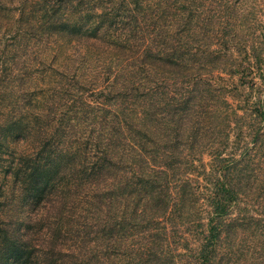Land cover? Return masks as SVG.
<instances>
[{"label": "trees", "instance_id": "trees-1", "mask_svg": "<svg viewBox=\"0 0 264 264\" xmlns=\"http://www.w3.org/2000/svg\"><path fill=\"white\" fill-rule=\"evenodd\" d=\"M26 13L0 30V264H264L232 236L264 195V23L229 0Z\"/></svg>", "mask_w": 264, "mask_h": 264}, {"label": "rangeland", "instance_id": "rangeland-1", "mask_svg": "<svg viewBox=\"0 0 264 264\" xmlns=\"http://www.w3.org/2000/svg\"><path fill=\"white\" fill-rule=\"evenodd\" d=\"M24 1L25 0H20V2L15 6L5 4V6H2L0 8L1 34L4 35V33H6V36L13 34V29L9 30V27L17 25L18 22H28V20L32 18V13L25 14V19L28 16L27 21L21 19L19 15V11L23 7ZM5 2H8V4H10L11 0H5ZM229 2L232 10H234L235 12H240V16L236 18L239 22H243V20L241 19L242 14L247 13L249 14L248 19H250V22H248L249 25L256 21L264 23V0H229ZM252 6L254 8H252L253 10H251ZM11 10L15 11L10 14ZM62 46H58L59 50H53L54 56H50V53L46 55L48 60H51L52 57L56 58V61H53V68H62V63L64 62V59L67 58V52L71 51H61V49L65 48ZM255 93L257 94V92ZM232 100L235 102V104L238 103V100ZM206 159H208V157H206ZM255 173L258 175L259 169H256ZM236 214L239 215V219L244 216L246 218H250L251 221V226L245 227L246 230L237 229V234L232 233L233 239L236 242V248L238 250L242 249L244 252H246V250H248V246H251L252 250H250V254L256 253V256H260V258L264 260V195H261L258 192H251L248 197L246 195H243L242 200L240 201V207L236 211ZM234 234L236 236H234ZM239 262L240 264H243V261Z\"/></svg>", "mask_w": 264, "mask_h": 264}]
</instances>
